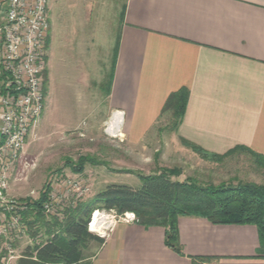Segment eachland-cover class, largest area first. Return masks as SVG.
<instances>
[{"label": "crops", "instance_id": "0c3cea01", "mask_svg": "<svg viewBox=\"0 0 264 264\" xmlns=\"http://www.w3.org/2000/svg\"><path fill=\"white\" fill-rule=\"evenodd\" d=\"M117 40L114 131L139 143L167 97L186 88L177 140L210 154L243 146L264 157V0H125ZM177 234L180 254L164 244L162 227L114 218L88 264H264L253 225L184 216Z\"/></svg>", "mask_w": 264, "mask_h": 264}, {"label": "rangeland", "instance_id": "374dc122", "mask_svg": "<svg viewBox=\"0 0 264 264\" xmlns=\"http://www.w3.org/2000/svg\"><path fill=\"white\" fill-rule=\"evenodd\" d=\"M124 2L47 0L44 109L19 159L9 165L5 197L26 208L41 194L47 200L52 195L56 216L62 218L63 210L73 202L88 200L110 184L138 188L141 182L134 173L150 175L162 168L178 169L177 180L188 178L201 186L251 183L264 187V169L247 153L235 152L217 162L180 144L169 113L160 115L137 144L121 129L114 131L104 90ZM80 158L92 159L93 165L86 163L83 172L73 173L70 166H77ZM93 214H98L94 224ZM114 218L118 216L112 211H94L88 230L97 236L106 234ZM32 243L27 232L17 235L10 241L12 253L3 250L1 256L8 264H17ZM93 251L91 247L86 255Z\"/></svg>", "mask_w": 264, "mask_h": 264}, {"label": "trees", "instance_id": "16d2710c", "mask_svg": "<svg viewBox=\"0 0 264 264\" xmlns=\"http://www.w3.org/2000/svg\"><path fill=\"white\" fill-rule=\"evenodd\" d=\"M124 15V4L120 19ZM118 40L113 48L109 78L105 83L106 96L110 93L113 67L117 54ZM189 92L181 88L171 93L162 107L161 114L169 113L173 122L171 129L176 132L182 122ZM180 144L188 147L202 158L217 162L235 153L250 155L254 163L264 169V157L246 147L236 146L222 155L210 154L201 148L180 139ZM86 163L93 165L90 158H80L77 166H70L73 173H81ZM141 182L140 187L110 184L92 198L73 202L62 212L43 210L47 195L26 204L22 222L33 243L27 246L17 264H88L91 255L86 251L99 247L104 239L89 231L92 212L112 211L116 216L132 213L135 222L144 228L162 227L164 244L180 254L178 247L177 219L191 216L206 219L214 225H253L259 236L260 246L264 244V187L247 183L236 186L220 184L201 186L192 179L177 180L178 169L162 168L150 175L134 173Z\"/></svg>", "mask_w": 264, "mask_h": 264}, {"label": "built area", "instance_id": "2783aa9c", "mask_svg": "<svg viewBox=\"0 0 264 264\" xmlns=\"http://www.w3.org/2000/svg\"><path fill=\"white\" fill-rule=\"evenodd\" d=\"M48 32L47 0H0V264H8L1 253H12L11 238L27 231L22 222L26 208L4 193L9 165L19 159L29 131L44 109L42 74ZM53 204L51 195L43 210L56 213ZM118 219L135 222L132 213Z\"/></svg>", "mask_w": 264, "mask_h": 264}, {"label": "bare ground", "instance_id": "6f19581e", "mask_svg": "<svg viewBox=\"0 0 264 264\" xmlns=\"http://www.w3.org/2000/svg\"><path fill=\"white\" fill-rule=\"evenodd\" d=\"M94 215H95V214H93V219H92V223H93V224H94V221H95ZM95 216H98V214H96ZM93 224H92V225H93ZM92 228H94V227L92 226ZM92 231H94V229H92Z\"/></svg>", "mask_w": 264, "mask_h": 264}]
</instances>
